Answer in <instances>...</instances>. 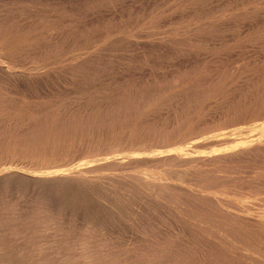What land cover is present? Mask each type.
Wrapping results in <instances>:
<instances>
[{
    "label": "bare ground",
    "instance_id": "6f19581e",
    "mask_svg": "<svg viewBox=\"0 0 264 264\" xmlns=\"http://www.w3.org/2000/svg\"><path fill=\"white\" fill-rule=\"evenodd\" d=\"M133 1L0 0V197L17 196L15 202H5L6 206L0 208V264H140V259L142 264H212L216 259L208 255V248H216L220 264H264V211L245 206L243 198L233 196L236 189L240 193L241 189L257 193V198L264 196V192L259 194L264 190V141L247 143V136L239 134L238 140L230 141L231 148L214 147V150L210 143L208 146L200 143L184 149L187 142L206 137L212 145L217 144V139H211L214 134L233 138L238 131L231 128L251 126L263 119L264 70L259 68L263 72L259 70L258 81L249 85L240 71L219 77L220 70V74L216 73L219 59L200 56V50L195 49L211 38L210 33L214 34L209 26L211 31L206 33L207 19L212 13L208 12L206 2L203 3L207 7L195 0L201 9L197 3L199 8L194 7V0H187L192 2L191 6L186 0H180L183 2L180 6L176 0V5L168 8L171 12L165 15L167 11L158 8L170 6L171 0H158L159 4L148 0L141 2V6L137 4L139 8ZM131 2L135 12L129 11L125 19L126 10L122 12L125 8L121 6ZM155 11L163 12L164 16L154 15ZM215 11L219 13L214 8ZM254 18L247 17L245 26H250ZM184 22L200 25L199 32L194 29L196 34L190 31L191 40L200 41L196 48L189 45L193 42L189 38L190 43L183 38L180 43L170 37L167 42L153 39L161 26H179ZM225 29L221 34L229 36L235 32L233 28L229 34L231 27ZM246 30L243 33L249 32ZM141 39L149 40L141 43ZM210 42L206 44L210 46ZM131 46L155 48L159 55L154 54L157 56L153 61L160 65L157 58L163 59L162 62L174 58L180 62L179 67L172 71L173 61L162 78L155 80L157 76L150 74L154 79L148 76L147 82L142 78L139 81H145L146 87L142 88L140 83L137 86L141 85V89L125 88L124 93H112L114 97L110 92L111 99L101 97L103 93L99 96L100 90L97 94L94 91L103 100L97 98L99 101L95 99L97 102L93 100V104L85 103V97L71 96V91L94 96L86 92L84 95L82 89L77 92L82 86L78 90L79 83L88 80L86 84H93L109 71L111 76L115 70L124 69L127 62L124 64L123 56ZM147 49L143 50H150ZM157 67L150 69L153 72ZM119 71L116 72L125 69ZM145 73L149 75L144 72V76ZM135 76L139 80L141 75ZM52 78L56 80L54 83ZM131 81L135 82L132 78ZM51 83L55 86L62 83L63 91L52 94L47 88ZM97 85L99 88L100 83ZM102 85L103 82L99 89ZM93 88L96 90V86ZM256 166L262 169L258 176L239 180L240 172ZM143 223L159 233L152 236L143 233L149 236L144 239L137 232L145 226ZM109 226L136 228V236L130 237L132 240L143 237L140 240L145 244H140L134 258L117 261L112 257L113 248L102 247L103 243L102 248L97 247L98 240L94 242L93 234L97 230L100 234ZM68 228L75 230L68 232ZM218 261L214 264H219Z\"/></svg>",
    "mask_w": 264,
    "mask_h": 264
},
{
    "label": "rangeland",
    "instance_id": "374dc122",
    "mask_svg": "<svg viewBox=\"0 0 264 264\" xmlns=\"http://www.w3.org/2000/svg\"><path fill=\"white\" fill-rule=\"evenodd\" d=\"M131 1V0H130ZM138 0H134L133 1V4H135L134 6L135 7H138L139 8V5L141 4V2L143 3V2H145V1H147L148 2V0H144V1H138ZM149 1H151V0H149ZM152 1H154V3H156V4H159V1L157 0V1H155V0H152ZM172 1V3L169 1V5L170 6H168V4H164V5H167V7L165 6V7H163L164 5H161L160 6V8H158L160 11H167V12H164V14L165 15H167V14H169L171 11V7H173V5H171V4H174V5H176V0H171ZM178 1V3H183L182 1H180V0H177ZM187 1V0H186ZM190 1H192L193 2V0H190ZM190 1L188 2V3H190ZM198 1V0H197ZM200 1V3L202 4V6H204V4H205V6H206V3H207V5H208V12L209 11H212V13L211 14H213V15H211L210 14V16H209V18L211 19H207V20H209V21H207V23H206V21L204 22V19H202L201 18V20L200 21H202V22H204V23H206V25L207 26H205V28L207 29L208 28V30H206V33H207V31L209 32V31H211L210 29H213L212 31L214 32V34L212 33H210V37L211 38H209V39H207V41H205V42H203L202 41V43H200V41H198V39L195 41V39H194V41H193V39L191 40V35L194 33V34H196L195 32H199L200 30H198L199 28H200V25L198 26V23L197 24H191L192 25V27L190 28V24L188 25V24H186V22H184L183 24H184V26H183V24L181 23H178V24H180L179 26L176 24H174L175 26H172V24H171V26H172V28H171V26L170 25H164L163 27L161 26V28H160V31L158 30L157 31V36H154L155 38H153L154 40H159V39H163V41L164 42H167V40L166 39H168L169 37L171 38V39H175L176 40V42H178V43H180L179 42V40H182V38H183V41H186L187 43H190V41L187 39V38H189L191 41H193L194 43H196L195 45H193L192 43L193 42H191V44H189V45H191V46H196V45H198L199 46V43H200V49H199V47H197L198 49H195V50H200V56L201 57H203V56H205L206 55V58H207V55H208V57H209V59H214V60H217V59H219V63H218V65H217V68H216V73H221V75H219V77H221V76H228L229 74H237L236 72H241L242 74H243V79H244V82H246L247 81V83L246 84H252V83H254L255 81H258V79H256V78H258V77H260V74H261V72H263V71H261V70H264V64H263V61H264V30L262 29V28H264V0H252L251 2H249L248 0H208V1H206V0H203V1H201V0H199ZM137 2V3H136ZM186 2V6H188V5H192V2L190 3V4H188ZM203 2H206V3H203ZM252 2H255V3H252ZM161 3V2H160ZM180 3V6L182 5ZM185 3V2H184ZM195 3H197L195 0H194V2H193V4H195ZM200 3H197L198 5L200 4ZM209 3V4H208ZM211 3V4H210ZM237 3V4H236ZM123 4V3H122ZM129 4V3H128ZM128 4H126V6L128 7V8H126V6L124 7V5L123 6H121V8L122 9H124V10H122V12L123 11H125L126 10V12H124L125 13V19L127 18V16H126V14H130V12L129 11H131V13H134L135 12V10L134 9H136L134 6H132V2H131V5H128ZM137 4H139V5H137ZM188 4V5H187ZM197 4H195V6L194 7H196L197 6ZM201 4L199 5V7L201 8L202 6H201ZM227 4V5H226ZM230 4V5H229ZM234 4V5H233ZM244 4V7L242 6V5ZM247 4V5H246ZM184 5V4H183ZM246 5V6H245ZM250 5V6H249ZM251 5H252V8H251ZM130 6V7H129ZM131 6H132V9H131ZM141 6V5H140ZM185 6V5H184ZM163 7V8H162ZM176 7H178V4H177V6ZM198 6H197V8H199ZM206 7H204V8H206ZM212 7V8H211ZM229 7V8H228ZM232 7V8H231ZM235 7V8H234ZM244 9H243V8ZM256 7V8H255ZM130 8V9H129ZM134 8V9H133ZM161 8L163 9V10H161ZM165 8V9H164ZM168 8H170V10H168ZM196 8V9H197ZM203 8V7H202ZM201 8V9H202ZM206 8V9H207ZM214 8L217 10H219L218 12L219 13H217L216 11L214 12ZM247 8V9H246ZM157 9V10H158ZM203 10V13L205 12V11H207V10ZM221 9H224V10H222L221 11ZM236 9V10H235ZM134 10V11H133ZM198 10V13L200 12V10L199 9H197ZM196 10V11H197ZM225 10H227V11H225ZM231 10H233V11H231ZM251 10V11H250ZM259 10V11H258ZM129 13H128V12ZM160 11H155L154 12V15H157V13H158V16L161 14V12ZM170 11V12H169ZM194 12L193 11V13H196L197 14V12ZM236 11V12H235ZM240 11H241V13H240ZM163 12H162V14L161 15H163L164 16V14H163ZM222 12V13H221ZM228 12V13H227ZM230 12V13H229ZM239 12V13H238ZM250 12V13H249ZM253 12V13H252ZM192 13V14H193ZM201 13V15L202 16H204V14H202V11L200 12ZM216 13V14H215ZM221 13V16H222V18H220L219 16V14ZM246 13V14H245ZM249 13V14H248ZM262 13V15H260ZM218 14V15H217ZM224 14V15H223ZM232 14H234V16L232 15ZM240 14V15H239ZM245 14V15H244ZM248 14V15H247ZM160 15V16H161ZM201 15H198L197 14V17H202ZM243 15V16H242ZM255 15V16H254ZM132 16V15H131ZM215 16V17H214ZM229 16H230V18H229ZM249 16H251V17H255L254 19H251L250 21H252L250 24V26H245L246 25V18L247 17H249ZM260 18H259V17ZM218 17V18H217ZM228 17V18H227ZM235 17V18H234ZM258 17V18H257ZM213 18V19H212ZM216 18V19H215ZM233 18V19H232ZM238 18V20H236ZM242 18V19H241ZM245 18V19H244ZM262 18H263V20H262ZM151 20V18H148V20ZM222 19V20H221ZM228 19V20H227ZM149 20V21H150ZM206 20V19H205ZM216 20V21H215ZM220 20V21H219ZM227 20V21H226ZM231 20H233L232 22H231ZM236 20V21H235ZM242 20V21H241ZM256 20V21H255ZM261 22V23H259V21ZM148 21V22H149ZM212 21V22H211ZM235 21V22H234ZM201 22V23H202ZM230 22V23H229ZM240 22H242V23H240ZM253 22H254V24H253ZM200 22H199V24H201ZM204 23H202V24H204ZM214 23H216V24H214ZM223 23V24H222ZM258 23V24H257ZM185 24H186V26H185ZM201 24V25H202ZM222 24V25H221ZM228 24H230V25H228ZM231 24H233V25H231ZM237 24L239 25V26H237ZM236 25V26H235ZM263 25V26H262ZM183 26V27H182ZM187 26H189L188 28H187ZM210 27V29H209V27ZM231 27V29L229 30V31H231V32H227V33H229V34H231L232 32H233V28H234V31L235 32H233V34H236V35H229L228 36V34H221V32H222V30H226L225 28H230ZM235 26V27H234ZM255 26H257V27H255ZM177 27V28H176ZM180 27V28H179ZM182 27V28H181ZM185 27H186V29H185ZM194 27V28H193ZM199 27V28H198ZM240 27H242V28H245V29H247L246 31H249V32H247V33H243V30H244V32H245V29H242V28H240ZM248 27V28H247ZM166 28V29H165ZM180 30H179V29ZM198 28V29H197ZM214 28H215V30H214ZM237 28H238V30H237ZM249 28H251L250 30H249ZM145 29L146 30H148V28H146L145 27ZM165 29V30H164ZM194 29L195 30H197V31H194ZM262 29V30H261ZM162 30V31H161ZM187 30V31H186ZM189 30V31H188ZM240 30H242L241 31V33H240ZM255 30V31H254ZM166 31L168 32V35L169 36H167V33H166ZM177 31V32H176ZM184 31V32H183ZM190 31L191 32H193V33H190ZM239 32L238 34H237V32ZM165 34H164V33ZM175 32V33H174ZM217 32V33H216ZM263 32V33H262ZM172 33V34H171ZM174 33V34H173ZM184 34V35H182V34ZM189 33V34H188ZM215 33H216V35H215ZM219 33V34H218ZM259 33V34H258ZM159 34H161V35H159ZM165 36H164V35ZM241 34V35H240ZM244 34V35H243ZM175 35V36H174ZM181 35V36H180ZM173 36V37H172ZM179 36V37H178ZM184 36V37H183ZM189 36V37H188ZM234 36V37H233ZM164 37V38H163ZM191 37V38H190ZM239 37V38H238ZM169 38V40H171ZM177 38V39H176ZM179 38H181V39H179ZM185 38L187 39V40H185ZM213 38V39H212ZM242 38V39H241ZM244 38V39H243ZM232 39V40H231ZM234 39V40H233ZM238 39V40H237ZM246 39H247V41H246ZM140 40V39H139ZM149 40V39H148ZM148 40L147 39H141V43H143V42H148ZM206 40V39H205ZM174 41V40H173ZM189 41V42H188ZM199 43H198V42ZM211 41V42H210ZM216 43H215V42ZM222 41V42H221ZM238 41V42H237ZM132 42H134V41H132ZM209 43L210 42V46H209V44H206V43ZM218 42V43H217ZM254 42V43H253ZM214 43V44H213ZM231 45H230V44ZM240 43V44H239ZM244 43V44H243ZM129 44V43H128ZM216 44H218V45H216ZM220 44H222V45H220ZM224 44H226V45H224ZM246 44V45H245ZM133 45H135V43L133 44ZM202 45H205L204 47L205 48H203V46ZM255 45V46H254ZM129 46V45H128ZM202 46V47H201ZM233 46H234V49H233ZM252 46V47H251ZM133 48V51H132V48ZM130 48H131V51H129V49H128V52H130V54L127 52V55H129L130 57H128L130 60H129V62H128V59H127V55H126V53H125V56H123V57H125L126 58V61L124 62L123 60H122V62L121 63H123L124 62V64H126V62H127V66L126 67H124V69H125V72L124 71H122V70H124V69H118V70H115V72H113L112 74H110L111 76H109V73H110V71H109V73L107 72V75L110 77H108L106 74V76L104 77V78H106V79H102V80H100L99 82H97L98 81V79L97 80H95V83H93V84H95V85H93L92 83H89V84H86V83H88L87 81L88 80H85V82L86 83H83L84 81H82V84H81V82L79 83V85H78V90H79V87H80V90L79 91H77V92H80V91H82V90H85V91H83L82 93L84 94V95H86L87 93H89V94H91L92 95V93L94 94V96L92 95H90L91 97H89V96H83L82 94H81V92L80 93H78V95L75 93L76 91H71V96L72 97H75V96H77V98H79V97H85L83 100H85L84 102L85 103H87V102H91L92 104L93 103H95V102H97L96 100H98V99H100V100H103L101 97H103L104 96V99L106 98V97H108L109 96V94H110V92H111V94H110V96L112 95V93H116V94H121V93H124V90H125V88H130V89H128V91H130V90H137V89H141V88H139L138 86H137V84L139 85L140 83H142V88H143V86H145V85H143L144 84V82L145 81H143V82H139L140 80L142 81V79L143 80H146V82L148 81V80H150V78L152 77L153 79H154V77L155 76H157L156 78H155V80L157 79H159V78H162L163 77V75H165L166 74V72L168 73L169 71H170V69H169V67L171 66V64L173 63V61L175 60L174 58H172V61H170V62H167V58L164 60V62L166 63V66L164 65L163 66V64H165L164 62H162L161 60H163V59H160V60H158L159 58H157V61H160V65L159 64H157L155 61V59H156V56L154 55V54H158L159 53V51H157V50H155V48L154 49H152V48H149L148 47V49H150V50H154V51H156L155 53H153L152 51L150 52V50H148L147 49V46H139V48H141V50L142 51H144V50H148L150 53H147L148 51H144L145 52V54H143V53H141L142 51L141 50H139V48L137 47L136 48V46H131ZM179 47V46H178ZM192 47V48H193ZM214 47V48H213ZM219 47V48H218ZM251 47V48H250ZM180 48V47H179ZM194 48H196V47H194ZM193 48V49H194ZM202 48V49H201ZM224 48V49H223ZM238 48V49H237ZM255 48V49H254ZM135 49H137V50H139V51H137V50H135ZM144 49V50H143ZM187 49H189V48H187ZM206 49V50H205ZM209 49L211 50V52L209 51ZM214 49V50H213ZM224 51H222V50ZM226 49V50H225ZM228 49V50H227ZM220 50V51H219ZM135 51H137L138 52V54H137V52H135ZM214 51H216V53L214 52ZM208 52V53H207ZM223 52V53H222ZM227 52V53H226ZM230 52V53H229ZM133 53V54H132ZM151 53L153 54L152 56H151ZM222 53V54H221ZM226 53V54H225ZM237 53V54H236ZM145 57V56H148L147 58L149 59V57H152L151 58V60L153 59V60H155V61H153L152 60V64L154 65H152L150 62H151V60L149 59H147L146 57H145V59L146 60H144V57L142 56V55ZM148 54H150V55H148ZM159 55V54H158ZM211 55H213V56H211ZM216 55H219V56H216ZM243 55V56H242ZM155 58H154V57ZM212 58H211V57ZM214 56H215V58H214ZM221 56V57H220ZM141 57H142V59H141ZM219 57V58H218ZM125 58H123L124 60H125ZM132 58H134V60L132 59ZM136 58H138V59H136ZM221 58V59H220ZM236 58V59H235ZM143 60L144 61V63H145V61H147L145 64H143L142 62L143 61H141V60ZM174 59V60H173ZM170 59L168 58V61H169ZM238 60V61H237ZM133 63H131V62ZM141 61V62H140ZM221 61V62H220ZM249 61V62H248ZM251 61V62H250ZM154 62H155V64H154ZM175 62V65H174V63L172 64V66L171 67H173L171 70L173 71V69L175 70L176 68H178L179 67V64L178 63H180V62H178V61H174ZM256 62V63H255ZM139 65H142L141 67H142V71H144V72H147V74H149V75H146V73H145V76H144V72L143 73H141V74H139V71L140 72H142L141 71V67H139L137 64ZM147 63H149V66L147 65ZM161 63H163L162 65H161ZM262 64L261 66H260V64ZM131 64V65H130ZM137 66H136V65ZM157 64V65H156ZM176 64H178V65H176ZM233 64V65H232ZM130 65V66H129ZM147 66V68H149L148 69V71H147V68H145V66ZM159 65V66H158ZM168 65V66H167ZM154 67V68H156L157 66L159 67V70H158V67H157V70H158V73H157V70L155 69V71H151V69L152 70H154V68H152V67ZM165 68H163V67ZM176 66V67H175ZM222 66V67H221ZM232 66V67H231ZM239 66V67H238ZM133 67V69L131 70V68ZM136 67H137V69H138V67H139V71L136 69ZM167 67H168V71H167ZM251 67V68H250ZM257 67V68H256ZM127 68V69H126ZM128 68L130 69V70H128ZM135 68V69H134ZM146 70H145V69ZM151 68V69H150ZM259 68H261V70L259 69ZM164 69V70H163ZM250 69H252L251 71L252 72H250ZM120 70V71H119ZM128 71V73H127V71ZM134 70V71H133ZM136 70V71H135ZM220 70V71H219ZM257 70H258V72H257ZM261 72H260V71ZM113 71V70H112ZM119 71V72H124V73H119V74H121V76H123V77H121L117 72ZM132 71V72H131ZM163 71V72H162ZM219 71V72H218ZM134 72V73H133ZM156 74H155V73ZM225 74H224V73ZM234 72V73H233ZM245 72V73H244ZM117 73V74H116ZM127 73V74H126ZM133 73V74H132ZM154 73V74H153ZM165 73V74H164ZM219 73V74H220ZM222 73H223V75H222ZM117 75L118 77H116V76H112V75ZM126 74V75H125ZM135 74H137L138 75V78H139V76H140V79L139 80H137L136 78H137V76H135ZM150 74H152V75H154V77L153 76H150ZM160 77H159V76ZM162 75V76H161ZM245 75V76H244ZM120 76V77H119ZM148 76H150V78L148 77ZM248 76V77H247ZM108 77V78H107ZM129 77H131L133 80H135V82L134 81H131L130 82V79L131 78H129ZM112 78V80L110 81V79ZM116 78V79H115ZM122 78H124V80H122ZM142 78V79H141ZM145 78V79H144ZM146 78H149V79H146ZM247 78H249L250 80H248ZM107 79H108V81H110V82H108L107 81ZM126 79H127V81H126ZM152 79V80H153ZM50 80H53V78L52 79H50ZM117 80V81H116ZM119 80H121V81H119ZM56 80H53V81H51L52 83H54ZM113 81L114 82H117L116 84L115 83H113ZM123 81V82H122ZM126 81V82H125ZM58 82V81H57ZM102 82H103V85H102V88H103V92L101 91V89H99L100 87H101V84H102ZM108 82V83H107ZM123 83V84H121V83ZM127 83V82H130L132 85H130V83H127V85H125V83ZM137 82V83H136ZM251 82V83H250ZM51 83V85H53V87H55L56 89L54 90L53 89V87L51 86V85H49V86H47V88H48V90L52 93V94H60L62 91H63V89L61 90V87H62V83L61 84H59V85H57V83H55L56 84V86L54 85V84H52ZM99 84L100 83V85H99V88H98V85L97 84ZM108 84V86H107V84ZM118 83L120 84V85H118ZM136 85H135V84ZM256 83V82H255ZM50 84V83H49ZM84 84V85H83ZM112 84V85H111ZM135 86H134V85ZM90 86V90H89V88H88V86ZM118 85V87L122 90H120L118 87V89L116 88V86ZM122 85V86H121ZM123 85H125V86H123ZM128 85H130V86H128ZM50 86H51V88H50ZM87 86V88H85ZM93 86L95 87L96 86V90H95V88H93ZM105 86H107V88H111V89H107ZM111 86H113V87H111ZM115 86V87H114ZM138 88H137V87ZM122 87V88H121ZM133 87V88H132ZM146 87V86H145ZM91 88H92V90L93 91H91ZM113 88H115L116 89V91L113 89ZM135 88V89H134ZM54 91H53V90ZM82 89V90H81ZM98 89V90H97ZM107 90V91H104V90ZM57 90H60L58 93H57ZM87 90V91H86ZM99 90H100V92H99ZM113 90V91H112ZM53 91V92H52ZM90 91V92H89ZM94 91H96V94L98 93L99 94V96L101 95V97H99L98 95L96 96V94L94 93ZM117 91H118V93H117ZM127 90L125 91V92H128ZM85 92H86V94H85ZM108 92V94L106 95L105 93H107ZM121 92V93H120ZM101 93V94H100ZM40 94V93H39ZM42 94V93H41ZM80 94V95H79ZM113 94V95H114ZM112 95V96H113ZM96 96V97H95ZM109 96V97H110ZM94 97V98H93ZM106 98V99H111L112 97H110V98ZM114 97V96H113ZM86 98L87 99H91V100H86ZM98 98V99H97ZM96 99V100H95ZM93 100H95V102L93 101ZM99 101V100H98ZM262 119V117L261 118H259L257 121L259 122H255L254 124H252L251 126H242V125H239V126H237L238 127V129H235V128H231V129H233V130H237L238 131V134L236 135V136H233V138L232 137H227V135H225V134H220V136H219V134L218 135H212L211 136V139H213L214 138V140H216V143L217 144H214V145H212V142L210 141V139L208 138V139H204V138H202V139H200V140H198V142L197 141H189V142H187L186 144H185V146L186 145H189V146H184V149H188V148H190L191 146H195V144L197 145V144H199L200 145V143H201V145L200 146H208V144H209V147L210 146H212L213 147V149H214V147L215 148H225L226 147V149L227 148H229L231 145H232V142H230L231 140H238V138L240 137H238V135L240 134V135H242V136H247V138H248V142L247 143H250L251 141L252 142H257V143H259L261 140V144L263 143V141H264V122H261L262 120L264 121V117H263V119ZM261 125V126H260ZM242 126V127H241ZM259 126V127H258ZM248 128V129H247ZM231 129H229V130H231ZM252 130V131H251ZM262 131V132H261ZM226 132H227V130H226ZM249 132V133H248ZM256 133V134H255ZM251 134V135H250ZM255 134V135H254ZM223 136V137H222ZM253 136H254V138H253ZM256 136V137H255ZM238 137V138H237ZM262 138V139H261ZM220 139V140H219ZM230 139V140H229ZM209 141V142H208ZM242 141V140H241ZM193 144H192V143ZM219 142V143H218ZM240 143V142H239ZM238 142H237V144H239ZM241 145H242V143H240ZM215 145H217V147L215 146ZM225 145V146H224ZM222 146H224V147H222ZM231 148V147H230ZM175 148H172V149H170V150H174ZM215 150V149H214ZM243 170V169H242ZM241 170V171H242ZM246 170V171H245ZM248 169H244L243 171V173L242 172H240L239 173V177L238 178H240L239 180L241 181H244V180H248L247 179V177H250V176H258L260 173H259V170L260 171H262V169L261 168H259L258 166H256L255 168H251V170H252V172H250L249 170L247 171ZM254 170V171H253ZM255 170H256V173H255ZM246 172V173H245ZM254 172V173H253ZM252 173H253V175H252ZM258 173V174H257ZM262 173H264V172H262ZM241 174H244L243 176L241 175ZM249 174V175H248ZM251 174V175H250ZM254 174H256V175H254ZM246 175V176H245ZM240 176H242V177H240ZM245 176V177H244ZM235 177V176H234ZM246 178V179H242V178ZM236 181V180H235ZM238 181V180H237ZM237 191H239V194H243V196L244 195H248L247 197L246 196H242V197H240V198H238V196H240L238 193H236ZM232 190V193L233 192H235L236 194H238V195H236L235 193H233V196L235 195V197L237 196V199H239V200H241L242 198H243V200H242V203H247V205L244 203V205L245 206H248V207H250V208H254V209H256V210H260L261 212L262 211H264V200H262V199H264L263 197V195H262V193L264 192V190L263 191H260L259 192V194H261L262 196L260 197V196H258V198H257V193H251L250 191H245V190H242L241 189V193H240V189L239 190ZM245 191V192H244ZM229 192H231V191H229L228 190V194L231 196V197H233L232 196V194L231 193H229ZM227 193V192H226ZM246 193V194H245ZM248 193V194H247ZM252 194H255L254 195V197L257 199H255L253 196H251ZM225 196V198H227V199H230L229 197L230 196H228V197H226L227 196V194H224ZM250 195V196H249ZM235 197H233L234 199H236ZM246 197V198H245ZM253 197V198H252ZM16 198H17V196H15V195H12V194H10V195H7V196H1L0 197V208H3L4 206H6V205H4V203L5 202H9V203H12V202H15L16 201ZM233 198H231V200L233 199ZM250 198V199H249ZM252 198V199H251ZM246 199V200H245ZM253 199H254V201H253ZM247 200H249V201H247ZM263 202H262V201ZM247 201V202H246ZM251 203V205H250V203ZM252 202H254L253 204H252ZM255 204V205H254ZM252 205H253V207H252ZM258 205V206H257ZM256 206V207H255ZM260 206H261V209H260ZM262 206H263V208H262ZM258 207V208H257ZM245 208V207H244ZM246 209V208H245ZM258 210V211H259ZM79 223H80V221H78ZM76 223L77 225L79 224V223ZM144 222H146L145 220H144ZM143 224H145V226H143L142 228H140V229H138L137 230V232L138 233H142L141 235L144 237V239H147L149 236H146V234H143V233H147V235H150L151 234V236L154 234V235H156V233H159V230L158 229H155L154 231H153V228L154 227H152V229H151V225H149L148 226V224H146V223H143ZM63 225V224H62ZM142 226V225H141ZM165 226H167V225H165ZM115 226H109V227H105V228H107V229H102L101 231H102V233H100V234H98V230L95 232V234H93V236H92V238L94 239V242H95V240L97 241V247H101L100 245V243H103L102 244V247H107V248H113L114 250H113V254H112V257H114L115 258V260H117V261H123V260H125V259H129V258H134L135 256H136V254H138V249H139V246H140V244H145V242L143 241V240H140V239H142V238H133V240H132V238L131 237H133L134 235L136 236V232L134 231V230H136V228L133 230V229H129V230H131V231H129L128 230V228L126 227H124V228H122L123 226H120L119 228H114ZM145 227V228H144ZM149 227H150V229H149ZM162 229H163V227H161ZM161 228H160V230H161ZM118 229V230H117ZM124 229V230H123ZM142 229V230H141ZM147 229V230H146ZM74 230L75 229H71V228H68L66 231H68V232H74ZM108 230H109V232H108ZM115 230V231H114ZM117 230V231H116ZM119 230H121V231H119ZM122 230H123V232H122ZM128 230V231H127ZM134 232H133V231ZM141 230V231H140ZM150 230H152V232L150 233ZM158 231V232H155V231ZM164 230H166V231H168V229L165 227L164 228ZM106 231V232H105ZM111 231H113V232H111ZM148 231V232H147ZM161 231H163V230H161ZM111 232V233H110ZM118 232H120V233H118ZM130 232V233H129ZM133 232V233H132ZM97 233V234H96ZM106 233V234H105ZM132 233V234H131ZM103 234H105V235H103ZM110 234V235H109ZM140 234H138L139 236H141ZM108 235V236H107ZM117 235V236H116ZM129 235V236H128ZM131 235H133V236H131ZM106 236H107V238H106ZM131 236V237H130ZM103 237V238H102ZM105 237V238H104ZM113 237H115V238H113ZM118 237H119V239H118ZM146 237V238H145ZM104 239H106V240H104ZM107 239L108 240H112V241H114V243L112 242V241H110V242H108L107 241ZM114 239V240H113ZM135 239V240H134ZM138 239V240H137ZM101 240H104V241H101ZM137 240V241H136ZM101 241V242H100ZM116 241V242H115ZM99 242V243H98ZM108 242V243H107ZM112 242V244H110ZM115 243H117L116 245H114ZM109 244V245H108ZM113 245V246H112ZM255 245L256 246H258V243H255ZM101 247V248H102ZM208 248V247H207ZM214 249H216V248H214ZM214 249H210V248H208V250L209 251H207V253H208V255L209 254H211V257H213V259H216V260H213L212 262V264H214L216 261H218L217 260V256L215 255V251H214ZM207 250V249H206ZM212 252V253H211ZM206 253V254H207ZM203 255V254H202ZM140 264H142L143 263V259H140L139 261H138ZM219 262V264L221 263L220 261H218Z\"/></svg>",
    "mask_w": 264,
    "mask_h": 264
}]
</instances>
